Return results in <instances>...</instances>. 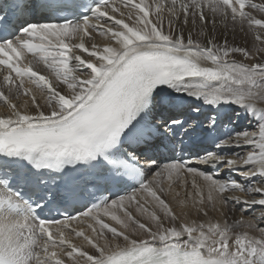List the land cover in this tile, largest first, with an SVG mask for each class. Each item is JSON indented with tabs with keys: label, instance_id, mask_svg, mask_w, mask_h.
<instances>
[{
	"label": "snow or ice",
	"instance_id": "snow-or-ice-1",
	"mask_svg": "<svg viewBox=\"0 0 264 264\" xmlns=\"http://www.w3.org/2000/svg\"><path fill=\"white\" fill-rule=\"evenodd\" d=\"M45 6L46 0L33 5ZM28 7L25 0L0 7V37L5 40L0 43V105L6 109L0 113V154L24 157L36 170L57 175L49 179L18 172L0 162V264H264V180L245 189L183 159L158 163L147 154L175 125L185 133L196 125L171 117L151 119L168 89L203 97L213 106L236 104L249 111L255 95L264 97V91H253L264 88V0H99L92 15L78 23H30L8 40ZM217 19L226 29L231 25L233 31L251 35L255 51L233 46L226 37L217 42ZM189 20L194 27L199 22L197 35L204 42L185 36ZM97 33L105 42L86 46L85 38L91 41ZM216 123L209 113L207 127ZM257 126L259 141L254 131L245 130L217 144L259 148V156L233 154L247 168L245 178L264 177V123ZM196 160L241 168L237 159L218 153ZM66 165L72 170L83 166L87 176L60 183ZM188 175L193 177L197 216L209 215L195 180L200 177L213 208L217 198L225 206L258 205L253 220L259 223H189L181 214L186 201L180 193L175 194L180 213L169 199L174 186H188ZM129 187L114 199L104 195ZM81 190L101 203L68 214L67 206ZM235 191L251 198L226 195ZM58 212L62 214L54 215ZM80 218L92 221L87 233L72 227ZM237 225L259 238L241 232L233 250L230 233Z\"/></svg>",
	"mask_w": 264,
	"mask_h": 264
},
{
	"label": "bare ground",
	"instance_id": "bare-ground-1",
	"mask_svg": "<svg viewBox=\"0 0 264 264\" xmlns=\"http://www.w3.org/2000/svg\"><path fill=\"white\" fill-rule=\"evenodd\" d=\"M254 3H260L261 0H253ZM252 13L257 18H261V13L257 12L256 10H252ZM25 25H28L30 23H56L53 21H50V18L48 15H38L36 12L30 14L27 16L24 20ZM199 22H197V26H193L191 20H189L188 24L184 25L183 31L185 36L187 37L189 33L192 35V38L194 40L201 39L198 37L197 33L199 32ZM208 31L209 35L212 34L211 30V23L209 22V26L206 29ZM215 36L217 38V42H222L225 37L227 38L229 44L233 46L238 47H250L255 51L253 44H252V37L251 35L241 33L239 29L237 28L236 31L232 30V26L229 25L228 28H224L223 25H220L217 19V28L215 30ZM107 38L104 36H101L100 34H94V37L91 41H89L88 38H85V44L86 46L89 45V43H97L98 45H102ZM40 54H37V58ZM237 57L239 58V54H237ZM31 58V56H30ZM242 59V58H240ZM251 61H245V63H249ZM71 66V65H70ZM39 67L42 70H45V66L41 63ZM254 93L264 91V88L257 87L253 89ZM171 101V103H169ZM253 108L249 111L248 108L238 106L236 104H227V103H221L219 105L213 106L210 103L205 102L203 97L196 98L191 95H187L183 92H175L172 89H169L167 92L161 94L160 101L155 106V112L152 113V116L155 118L157 122H162L165 119L168 118H175V119H183L184 117L188 116L189 121L193 122L195 121L196 124L204 123V127H207L208 124V116L209 113H211L213 116H215L217 123L213 126L216 127L218 124H221L223 127H217L215 128V131L217 134L221 137H227L229 135H232L236 132H243L245 130L247 131H254L256 133L255 139L259 141L260 134H259V123H264V97L255 95L253 98ZM206 104L207 108L202 113H197L199 111H196V108H200L201 106ZM189 107L192 108L191 112H189ZM188 108V109H187ZM232 110H235L237 119H233ZM6 109L0 105V113H4ZM221 111H224L225 113L228 111V118L224 119V116L219 118V115ZM247 116V117H245ZM248 118V121L245 122ZM245 120V121H244ZM226 122V125L223 123ZM177 125L174 126V129L167 133L168 137L170 138V141L176 142L178 145H184V142L186 140H191L192 143L195 144L197 147V150L204 149V152L201 153L198 157H204L208 153H218L219 155H226L234 159H237V164L241 168H233L226 166V161L221 162L222 166L217 169V173L221 174L222 171H226V174H223L219 179H228V180H234L238 183H240L242 186L245 187V189H248L254 182L256 184H259L262 180H264V177L259 176H253L250 178H245L244 175H242L243 172L247 171V168H243L244 165L242 162L233 154L239 153L241 156L246 155L248 153H255L257 156H259V148L255 145L252 146H246L245 148H217L215 145L210 146L207 149V146L209 145L206 137L208 130H203L202 133L197 134V131L194 130V128H190L187 133L184 132V130L181 131L179 136H175ZM209 129V128H208ZM165 147L164 142H160V146L158 148L153 149L151 152V156L155 157L158 163H162V155H161V148ZM197 157H194L193 159H190L186 163L192 164V166H197L201 170H205L206 172L209 171V164L200 165L198 161L196 160ZM221 163H216L214 166V170H216V166ZM248 167H251L249 165ZM214 174V172H213ZM188 180V186L185 188L182 185L181 186H174L172 189V193L169 196V199L173 201V205L176 207V210L178 213L181 212V209L178 205H176V193H180V199L186 201V206L184 208V211L181 213L184 218L190 223L192 220H196L199 223H205V224H220L221 226H224L225 224L232 226L235 224L237 220L243 219L245 221L247 220H253V213L255 215H259V206L253 205L252 208H243L244 205H222L219 198L216 200L215 207L213 208L211 204L205 200L206 204V210L208 211L209 215L207 217H204L201 213L199 216L196 215L195 209L193 207V199L195 198V190L191 186V182L193 180V177L191 175L187 176ZM196 184L200 186V188L203 190V195L205 199L208 195V187L206 182L203 181L202 178L196 177ZM215 195V193H214ZM226 195H232L237 196L240 198V200H248L251 198V196L248 193L235 191L226 193ZM255 198L259 199L260 197L258 194ZM199 206V205H197ZM243 208V210H242ZM189 209L192 211L189 213ZM102 214V210H99ZM108 221H111L110 218L106 217ZM81 222L77 223L76 221L72 222V227H75L77 229H83L86 233L89 231L88 224H91V220H87L84 218H80ZM113 222V221H112ZM254 223H259L256 220H253ZM260 226L264 227V223H261ZM98 227V225H97ZM242 227V226H241ZM236 228V227H235ZM238 228V226H237ZM235 230V229H234ZM233 230V231H234ZM248 232L250 236H256V238H259V234L255 233L253 230L247 229L246 227H243L237 231H234L230 233L231 239L229 241L230 247L234 250V239L235 236L240 234L241 232ZM74 242L79 243V238L71 237ZM187 239V237H185ZM259 257H253L249 256V259L257 260Z\"/></svg>",
	"mask_w": 264,
	"mask_h": 264
},
{
	"label": "rangeland",
	"instance_id": "rangeland-1",
	"mask_svg": "<svg viewBox=\"0 0 264 264\" xmlns=\"http://www.w3.org/2000/svg\"><path fill=\"white\" fill-rule=\"evenodd\" d=\"M233 119H235V120L237 119V117H236V113H234V112H233ZM245 119H247V120H246V121L244 120V121L247 122V121H248V118H245ZM217 166H219V167L216 168L215 171H217V169H219V168L222 166V163H221V164H218ZM210 172H211V171H210ZM205 200H207V199H205ZM134 214H135V213H134ZM103 219H104V221H105L106 223H110L112 226H117V227H119L118 225L115 224V222L108 221V219H107L106 217H103ZM237 226H238V228H237ZM237 226H236V228H233V230L235 229L234 231H237V229H238L239 232H240V229L243 228V227H241V226H239V225H237ZM234 231H233V232H234ZM232 234H233V233H232Z\"/></svg>",
	"mask_w": 264,
	"mask_h": 264
}]
</instances>
